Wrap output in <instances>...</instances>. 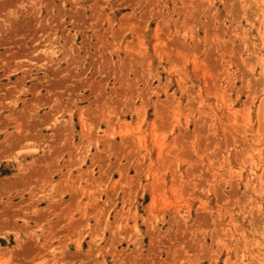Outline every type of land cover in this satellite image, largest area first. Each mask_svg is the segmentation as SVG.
<instances>
[{
  "label": "rangeland",
  "instance_id": "obj_1",
  "mask_svg": "<svg viewBox=\"0 0 264 264\" xmlns=\"http://www.w3.org/2000/svg\"><path fill=\"white\" fill-rule=\"evenodd\" d=\"M264 0H0V264H264Z\"/></svg>",
  "mask_w": 264,
  "mask_h": 264
},
{
  "label": "bare ground",
  "instance_id": "obj_2",
  "mask_svg": "<svg viewBox=\"0 0 264 264\" xmlns=\"http://www.w3.org/2000/svg\"><path fill=\"white\" fill-rule=\"evenodd\" d=\"M263 28H264V26H263Z\"/></svg>",
  "mask_w": 264,
  "mask_h": 264
}]
</instances>
